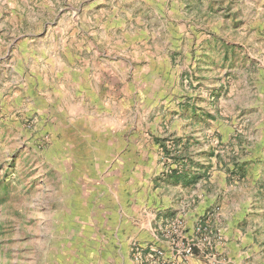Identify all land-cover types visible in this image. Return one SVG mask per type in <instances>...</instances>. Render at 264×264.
<instances>
[{"label": "rangeland", "instance_id": "1", "mask_svg": "<svg viewBox=\"0 0 264 264\" xmlns=\"http://www.w3.org/2000/svg\"><path fill=\"white\" fill-rule=\"evenodd\" d=\"M126 231L264 264V0H0V264Z\"/></svg>", "mask_w": 264, "mask_h": 264}, {"label": "built area", "instance_id": "2", "mask_svg": "<svg viewBox=\"0 0 264 264\" xmlns=\"http://www.w3.org/2000/svg\"><path fill=\"white\" fill-rule=\"evenodd\" d=\"M197 229L203 230L205 228L198 227ZM193 233L201 235L202 233H205V231H193ZM205 240L206 239L203 237L202 241ZM193 246L194 244L184 242V240L177 235H172L169 240L171 258H173L178 264H184L186 259L192 256ZM164 256L165 252L154 245L143 246L137 244L133 247L134 264H161L164 260Z\"/></svg>", "mask_w": 264, "mask_h": 264}, {"label": "crops", "instance_id": "3", "mask_svg": "<svg viewBox=\"0 0 264 264\" xmlns=\"http://www.w3.org/2000/svg\"><path fill=\"white\" fill-rule=\"evenodd\" d=\"M190 215L193 214V211L189 210L188 212ZM192 232V231H188ZM239 231H235L234 234L231 236L233 239H231L230 242L225 243L226 246L229 247L228 255H233L231 248V245H236V239H239L238 234ZM127 244L130 243V241H137L139 244L142 245H154L156 247H159L165 252V256L163 257L164 260L161 262V264H178L173 258H171V252L169 248V240L170 238H166V235L163 234L162 231H126L125 232V238L123 239ZM246 256L248 253H244ZM238 257H242L241 254H238ZM236 260V259H235ZM132 262V261H131ZM218 263V262H217ZM231 264H247L245 260L243 259H237L236 261L231 260ZM184 264H205L204 261L199 260L197 257L195 258H188L184 262Z\"/></svg>", "mask_w": 264, "mask_h": 264}]
</instances>
